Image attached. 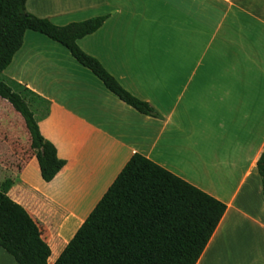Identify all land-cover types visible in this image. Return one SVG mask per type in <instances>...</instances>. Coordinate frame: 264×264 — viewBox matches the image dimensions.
<instances>
[{
    "label": "crops",
    "instance_id": "crops-1",
    "mask_svg": "<svg viewBox=\"0 0 264 264\" xmlns=\"http://www.w3.org/2000/svg\"><path fill=\"white\" fill-rule=\"evenodd\" d=\"M56 26L105 17L77 41L131 95L121 102L60 44L27 31L0 79L65 161L45 182L21 116L0 98V192L54 264L139 154L226 206L196 264H264V0H26ZM0 264H17L0 247Z\"/></svg>",
    "mask_w": 264,
    "mask_h": 264
},
{
    "label": "trees",
    "instance_id": "trees-1",
    "mask_svg": "<svg viewBox=\"0 0 264 264\" xmlns=\"http://www.w3.org/2000/svg\"><path fill=\"white\" fill-rule=\"evenodd\" d=\"M26 0H0V76L33 31L63 46L121 102L155 116L144 101L127 92L77 41L95 33L105 17L56 26L26 11ZM0 98L21 116L40 176L51 181L65 161L45 140L25 98L0 79ZM264 195V150L256 163ZM226 206L134 154L83 221L54 264H196ZM0 247L17 264H47L49 248L28 213L0 192Z\"/></svg>",
    "mask_w": 264,
    "mask_h": 264
}]
</instances>
